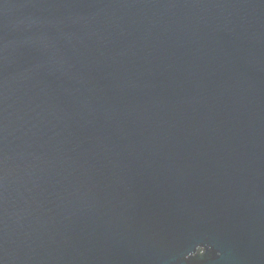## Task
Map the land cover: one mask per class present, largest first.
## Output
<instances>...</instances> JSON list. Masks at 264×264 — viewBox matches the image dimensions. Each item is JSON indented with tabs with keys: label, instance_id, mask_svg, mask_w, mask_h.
Returning <instances> with one entry per match:
<instances>
[{
	"label": "water",
	"instance_id": "obj_1",
	"mask_svg": "<svg viewBox=\"0 0 264 264\" xmlns=\"http://www.w3.org/2000/svg\"><path fill=\"white\" fill-rule=\"evenodd\" d=\"M0 264H264V0H0Z\"/></svg>",
	"mask_w": 264,
	"mask_h": 264
}]
</instances>
